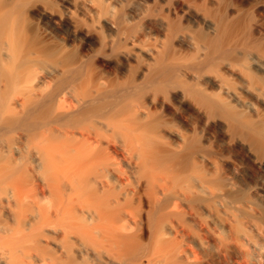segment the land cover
<instances>
[{
  "label": "bare ground",
  "instance_id": "6f19581e",
  "mask_svg": "<svg viewBox=\"0 0 264 264\" xmlns=\"http://www.w3.org/2000/svg\"><path fill=\"white\" fill-rule=\"evenodd\" d=\"M0 264H264V0H0Z\"/></svg>",
  "mask_w": 264,
  "mask_h": 264
}]
</instances>
